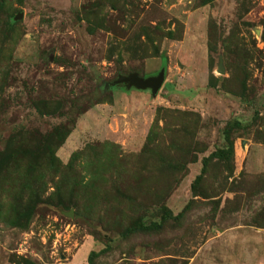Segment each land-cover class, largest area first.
Returning a JSON list of instances; mask_svg holds the SVG:
<instances>
[{"label": "rangeland", "instance_id": "obj_1", "mask_svg": "<svg viewBox=\"0 0 264 264\" xmlns=\"http://www.w3.org/2000/svg\"><path fill=\"white\" fill-rule=\"evenodd\" d=\"M4 2L0 151L54 129L67 131L54 149L62 165L93 148L46 175L27 219L12 212L24 207L18 173L0 180V264H264V0ZM9 13L22 16L6 25ZM163 66L155 96L109 84ZM229 127L233 157L209 159L194 196ZM72 193L82 217L53 207ZM188 203L158 231L121 235L161 222L162 204L176 215Z\"/></svg>", "mask_w": 264, "mask_h": 264}, {"label": "trees", "instance_id": "obj_2", "mask_svg": "<svg viewBox=\"0 0 264 264\" xmlns=\"http://www.w3.org/2000/svg\"><path fill=\"white\" fill-rule=\"evenodd\" d=\"M4 4H5L4 0H0V11ZM4 22L6 25H13L14 23L13 14L11 13L4 14ZM123 90L126 92L128 91L124 88ZM229 132H230V127L225 130V139L227 142L226 147L218 148L217 150L210 153L208 156L203 157L201 171L199 174L195 176V178L191 183V191L194 196L197 195V187L199 186V183L202 180L203 172L205 170L207 163L209 162V159L213 157H217L218 159H223L227 161L233 157V142L230 139ZM54 133L56 134V136L54 135ZM54 133L52 131L47 136H44L36 141H21L14 146H11L13 141L9 140L7 142L8 146H6L5 150L0 151V156L5 155L2 159L7 158L5 160L7 161V163L3 170V174H0V180L4 179V181L8 183L7 175L9 173L11 174L18 173L15 176L14 181L18 178V182H19L21 180V176L23 178L21 180V183H18L17 186H14L13 183L14 181L10 183L13 184L12 188L14 187L19 188L17 191V195L21 199L19 204L24 206L12 210L14 215L16 214L18 218H19L18 215H25L27 219V217H29L32 214L37 199L41 197V192L43 190L45 191L46 175L53 172L56 176H61L66 171V168L71 167L77 158L81 157L82 155L84 156L88 155L89 148H93V147H89L85 151L83 150L81 152L73 153L68 164L62 165L61 162L54 155V149L64 141L67 131L61 129L59 130L54 129ZM84 158L87 160V164L93 165L92 160H90L88 157H84ZM114 164L115 163H111L109 165L112 166ZM225 166H227V163H225ZM3 167L4 164L0 159V171L3 169ZM105 169L106 168L101 170L94 169L91 172L92 179L94 180L93 181L91 180L89 183L95 184L101 181L105 182V178H103ZM54 185H56L58 188L57 190L60 191V187H58L59 184L55 183ZM79 196L78 195L76 196L72 193V195H70L69 200H67L66 198H62V199H58L57 201H54L53 207L61 210H68L69 208L73 207L75 211V215L78 217H82V210H81L82 206L78 200ZM24 198L26 199L24 200ZM190 206H191L190 203L186 204L183 210L175 215L172 213L170 208H168L165 204H162L160 206L162 212L161 222L153 221L150 222L149 225L140 224V223L129 224L124 228V230L121 231V235L128 237L133 233H137L141 231H145V232L158 231L159 229L162 228L164 220H166L167 218H173L174 220H179L187 212ZM0 214H2L1 208H0ZM15 219L16 217L14 216V218L11 220V223L17 225L18 220ZM96 254L97 253L95 251L93 250L90 251L88 254L87 261L90 263L93 256H95Z\"/></svg>", "mask_w": 264, "mask_h": 264}, {"label": "water", "instance_id": "obj_3", "mask_svg": "<svg viewBox=\"0 0 264 264\" xmlns=\"http://www.w3.org/2000/svg\"><path fill=\"white\" fill-rule=\"evenodd\" d=\"M22 13L15 15L14 18L17 19L21 17ZM217 71L219 73L224 72L222 59L219 58L217 63ZM165 79V67H161L156 74L142 76L139 72L134 71L128 74H119L114 80L109 84L110 86L121 87L126 90L137 89V90H148L152 96H155L158 90L162 87V84ZM68 214L72 216V211H69Z\"/></svg>", "mask_w": 264, "mask_h": 264}]
</instances>
